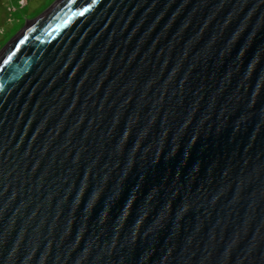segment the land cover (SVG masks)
<instances>
[{
  "label": "water",
  "instance_id": "95a60500",
  "mask_svg": "<svg viewBox=\"0 0 264 264\" xmlns=\"http://www.w3.org/2000/svg\"><path fill=\"white\" fill-rule=\"evenodd\" d=\"M0 264H264V0H55L13 36Z\"/></svg>",
  "mask_w": 264,
  "mask_h": 264
},
{
  "label": "rangeland",
  "instance_id": "374dc122",
  "mask_svg": "<svg viewBox=\"0 0 264 264\" xmlns=\"http://www.w3.org/2000/svg\"><path fill=\"white\" fill-rule=\"evenodd\" d=\"M55 0H0V50ZM44 3V4H40Z\"/></svg>",
  "mask_w": 264,
  "mask_h": 264
},
{
  "label": "trees",
  "instance_id": "16d2710c",
  "mask_svg": "<svg viewBox=\"0 0 264 264\" xmlns=\"http://www.w3.org/2000/svg\"><path fill=\"white\" fill-rule=\"evenodd\" d=\"M40 4H44V3H40Z\"/></svg>",
  "mask_w": 264,
  "mask_h": 264
}]
</instances>
